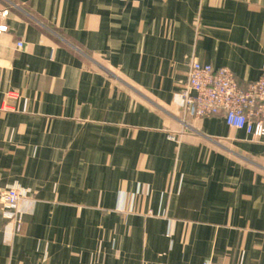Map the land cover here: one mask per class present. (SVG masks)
I'll return each mask as SVG.
<instances>
[{
  "label": "crops",
  "instance_id": "0c3cea01",
  "mask_svg": "<svg viewBox=\"0 0 264 264\" xmlns=\"http://www.w3.org/2000/svg\"><path fill=\"white\" fill-rule=\"evenodd\" d=\"M0 11V264H264V143L181 100L192 61L258 79L264 0Z\"/></svg>",
  "mask_w": 264,
  "mask_h": 264
},
{
  "label": "built area",
  "instance_id": "2783aa9c",
  "mask_svg": "<svg viewBox=\"0 0 264 264\" xmlns=\"http://www.w3.org/2000/svg\"><path fill=\"white\" fill-rule=\"evenodd\" d=\"M6 16L7 11H0V23ZM6 31L0 24V35ZM18 47L21 48V44ZM181 100L190 117L203 119L221 115L228 127L245 131L253 142L264 143V63L258 79L241 86L227 68H213L192 61ZM19 202L17 191L0 188V205L13 211L17 230L20 229Z\"/></svg>",
  "mask_w": 264,
  "mask_h": 264
}]
</instances>
